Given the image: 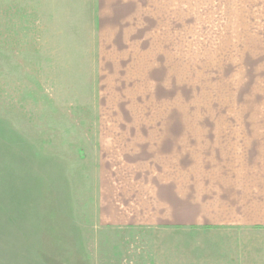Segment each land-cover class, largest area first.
Segmentation results:
<instances>
[{"label": "rangeland", "instance_id": "1", "mask_svg": "<svg viewBox=\"0 0 264 264\" xmlns=\"http://www.w3.org/2000/svg\"><path fill=\"white\" fill-rule=\"evenodd\" d=\"M257 137L264 0H0V264H264Z\"/></svg>", "mask_w": 264, "mask_h": 264}, {"label": "crops", "instance_id": "2", "mask_svg": "<svg viewBox=\"0 0 264 264\" xmlns=\"http://www.w3.org/2000/svg\"><path fill=\"white\" fill-rule=\"evenodd\" d=\"M255 138V137H251ZM251 142L245 160L239 155L230 170V213L234 224L264 227V141ZM238 152L237 148L232 150ZM234 167V168H233ZM254 226V227H255Z\"/></svg>", "mask_w": 264, "mask_h": 264}]
</instances>
